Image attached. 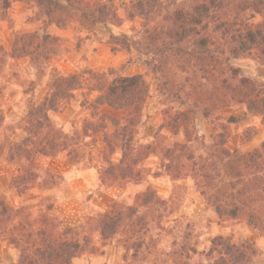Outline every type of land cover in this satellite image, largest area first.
Masks as SVG:
<instances>
[{"label": "trees", "instance_id": "1", "mask_svg": "<svg viewBox=\"0 0 264 264\" xmlns=\"http://www.w3.org/2000/svg\"><path fill=\"white\" fill-rule=\"evenodd\" d=\"M10 1L33 5L44 28L54 24L64 29L73 20L83 22L89 31L99 24L108 28L123 23L114 0H0L1 18H6ZM120 9L128 21L140 22L132 34H115L109 29L110 51L128 55L135 52L157 89L183 108L165 113V126L174 134L183 128L186 136V142L166 149V170L175 169L172 177L179 179L187 164L197 190L219 220L241 219L264 236V140L252 150L235 155L226 147L231 134L229 125L235 123V117L230 116L226 124L214 123L217 131L209 145L197 124L199 115L208 119L213 112L232 104L243 105L248 114L259 116L264 123V0H182L168 4L161 0H130L121 2ZM256 16L259 20L253 21ZM59 40L45 31L40 37L14 32L9 56L48 60L57 53ZM239 59L254 60L259 78L246 75L241 67L232 64V60ZM130 60L129 56L122 67ZM112 73L90 69L69 74L54 72L43 99L28 105L23 119L24 136L8 145L7 160L15 163L22 158L26 163L9 179V190L21 196L34 187L52 188L60 175L43 170L41 176L35 156L66 152L70 163L78 162L86 148H90L89 155L96 148L97 135L103 143V148L96 149L100 184L140 182L137 166L143 156L133 150L132 141L149 83L143 75H136L119 84L106 85L105 77ZM87 80L93 83L86 93L97 92L92 100L82 95L81 105L91 119L84 121L81 130L65 133L54 126L50 114L59 112L74 92L83 90ZM101 107L122 111L123 116L103 113ZM116 142L121 157L113 162ZM194 145H201L203 152L196 154ZM139 198L147 208L166 205L150 187ZM53 205L47 202L34 218L27 206L12 207L0 196V238L6 236L19 252L18 260L12 264H72L90 243L87 229L96 231L102 241L122 235L123 248L131 252V257L141 253L149 223L138 215L137 207L123 208L113 202L92 225L62 228L60 221L49 214ZM177 252L180 259L197 251L182 245ZM258 253L248 240L235 243L227 235H216L208 249L199 252L196 264H249Z\"/></svg>", "mask_w": 264, "mask_h": 264}, {"label": "rangeland", "instance_id": "2", "mask_svg": "<svg viewBox=\"0 0 264 264\" xmlns=\"http://www.w3.org/2000/svg\"><path fill=\"white\" fill-rule=\"evenodd\" d=\"M130 0H114L118 14L123 18L120 26L109 25L108 28L97 25L93 30L73 20L64 29L54 24L44 28L43 21L36 17V9L31 4L10 1L6 9V18L0 16V196L12 207L27 206L32 217L37 218L44 205L52 201L53 208L49 214L60 221L63 227H80L85 223L91 225L97 216L109 210L113 202L120 207L135 206L138 215L149 223V230L143 235L141 253L131 257V252L123 248L122 235L108 241H102L96 231L85 230L90 243L72 264H196L199 252L207 250L210 240L216 235H227L233 242L242 240L252 242L258 250V256L249 264H264V236L250 229L243 220H219L213 209L206 205L204 198L196 188L190 176L187 164L182 168L184 175L174 179L175 169L167 171L166 149L174 144L186 142L185 130L180 128L177 134L165 126L166 112L174 113L182 110L167 94L160 92L156 82L146 73L138 55H128L124 51L113 54L108 45V30L113 33L132 34L139 26V19L128 21L120 3ZM164 3L182 0H161ZM259 20L256 16L253 21ZM44 31L60 40L55 48L57 53L45 60L40 57L32 61L29 57L11 58L9 51L13 33H34L39 37ZM129 56L130 63L124 68ZM232 64L242 68L246 75L257 76V64L252 59L232 60ZM90 69L96 72L113 71L105 77L106 85L119 84L124 78L143 75L149 83V94L142 106L140 117L133 131V150H139L143 158L137 168L141 174L139 183L121 181L120 184L101 185L99 180V161L96 149L103 148L101 136L97 135L96 148L90 155L86 148L84 157L78 162L70 163L66 152L55 156L37 154L35 164L42 176L43 170L50 171L60 178L50 189L34 187L24 195H17L8 189L9 179L26 165L20 158L15 163L7 160L8 145L24 136V117L31 102H39L47 93L48 84L55 71L63 74L76 73ZM85 81L83 90L74 92V97L57 113L50 114L56 128L71 134L75 129L81 130L85 120L91 119L89 111L81 105L83 96L92 100L97 92H87L92 84ZM100 111L115 116H123L122 111H114L101 107ZM235 117V123L229 125L230 137L226 147L235 155L250 151L264 140V123L259 116L250 115L241 104H232L213 112L211 118L198 116L199 125L206 145L212 143L216 134L215 125L225 123ZM215 121V122H214ZM216 123V124H214ZM112 131V127H108ZM86 141V140H85ZM111 155L117 162L121 157L119 142ZM196 154L202 153L201 145H194ZM145 153V154H144ZM156 191V195L166 201L165 206L145 207L139 196L148 188ZM48 198V200H46ZM45 200V201H44ZM182 245L193 246L196 254L189 252L177 257V250ZM19 252L9 244L6 236L0 238V264H12L18 260Z\"/></svg>", "mask_w": 264, "mask_h": 264}]
</instances>
